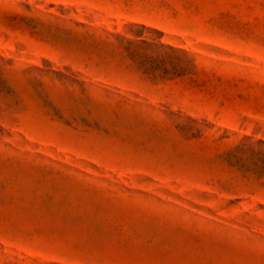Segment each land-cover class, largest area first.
Returning <instances> with one entry per match:
<instances>
[{"label":"rangeland","instance_id":"1","mask_svg":"<svg viewBox=\"0 0 264 264\" xmlns=\"http://www.w3.org/2000/svg\"><path fill=\"white\" fill-rule=\"evenodd\" d=\"M0 264H264V0H0Z\"/></svg>","mask_w":264,"mask_h":264}]
</instances>
